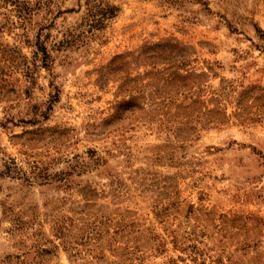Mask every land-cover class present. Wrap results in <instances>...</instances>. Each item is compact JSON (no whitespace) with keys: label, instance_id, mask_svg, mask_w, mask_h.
<instances>
[{"label":"rangeland","instance_id":"obj_1","mask_svg":"<svg viewBox=\"0 0 264 264\" xmlns=\"http://www.w3.org/2000/svg\"><path fill=\"white\" fill-rule=\"evenodd\" d=\"M87 1L0 0V264H264V0Z\"/></svg>","mask_w":264,"mask_h":264},{"label":"trees","instance_id":"obj_2","mask_svg":"<svg viewBox=\"0 0 264 264\" xmlns=\"http://www.w3.org/2000/svg\"><path fill=\"white\" fill-rule=\"evenodd\" d=\"M87 11H88V18H92V21L96 24H99L100 26L103 24L104 20L109 19V18H113L117 13H118V8L112 5H106L105 7H101L99 5H95L96 0L94 1H87ZM92 3V4H91ZM94 3V5H93ZM91 21V22H92ZM176 47L171 46L168 48V50L171 52L170 56L171 59L172 57V53L175 50ZM145 53V52H144ZM45 56L47 59L50 58V56L48 55V53H46L45 51ZM130 103V101L128 102ZM133 105H131L130 109L132 108ZM141 108L144 109V107L141 106ZM52 107L50 106L48 110H51ZM208 113H213V110H208ZM214 123V121H213ZM8 168H10L8 166ZM20 174V171L18 168H16Z\"/></svg>","mask_w":264,"mask_h":264}]
</instances>
